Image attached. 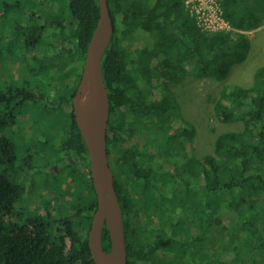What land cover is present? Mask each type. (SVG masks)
<instances>
[{"label": "trees", "instance_id": "trees-1", "mask_svg": "<svg viewBox=\"0 0 264 264\" xmlns=\"http://www.w3.org/2000/svg\"><path fill=\"white\" fill-rule=\"evenodd\" d=\"M108 5L114 33L102 60L110 99L107 147L128 264H263L264 66L256 69L250 87L228 85L214 103L220 123L241 128L218 135L213 151L192 170L176 171L173 159L174 143L189 128L177 119L171 86L190 73L226 79L245 56L248 39L242 33L202 32L184 0H108ZM223 5L225 18L239 31L257 29L264 17V0H223ZM98 20V0H0V47L22 52L24 62L32 56L28 64L37 68L34 76L22 77L30 79L22 87L0 89V129L22 130L38 109L32 149L43 156L18 158L15 145L0 140V264H95L88 234L98 204L71 101ZM138 34L145 36L142 56L126 47ZM48 79L43 89L40 81ZM156 92L165 94L161 105ZM151 129L160 131L151 141L156 148L135 155L133 141L149 138ZM66 168L72 185L62 192L60 208L15 214L28 178L33 187L43 171L56 176ZM197 194L203 201L193 200ZM222 210L228 225L218 223ZM102 245L112 250L106 228Z\"/></svg>", "mask_w": 264, "mask_h": 264}, {"label": "rangeland", "instance_id": "rangeland-1", "mask_svg": "<svg viewBox=\"0 0 264 264\" xmlns=\"http://www.w3.org/2000/svg\"><path fill=\"white\" fill-rule=\"evenodd\" d=\"M241 33L248 39V48L245 51V56L232 66V70L226 79L220 81L214 79H196L190 73L185 75L180 83L171 86L173 98L179 109L178 113L181 116V119H177L189 128L188 131L186 130L181 135L180 141L174 143L173 146V150L177 155L173 158L175 162L174 169L178 172L180 171V173H185L186 170H192L193 167L201 165L204 156L213 151L215 139L222 132L241 128L238 125L220 123L214 114V103L228 85L236 84L250 87L253 83V75L256 69L264 66V17L257 29L241 31ZM144 40L145 36L138 34L135 40L126 47L130 49L129 51L132 55L142 56ZM0 49V89H5L6 86L10 85L20 88L23 86L25 80L30 82L28 77L24 80L22 77L28 76L30 73H32L31 77L36 74H33V66L28 64V59H32V56H29L24 62L20 58L22 52H19L17 55L6 51V48L3 46ZM156 62V67L160 69V60H156ZM40 82L43 89H45V84L51 83L50 79ZM164 95V92H156L157 103L160 105L162 104L161 101ZM26 112L28 113L29 110H26ZM35 112L33 115L34 120H24L22 130H18L12 126H4L0 129V140L6 139L10 144H14L18 158H21L24 154H36L38 158L43 157L39 149H32L34 145L33 136L36 130L33 123L39 118L37 115L39 110L36 109ZM178 120H176V123H178ZM68 124L69 118H65L63 126L66 127ZM156 131L151 129L149 138L139 137L138 141H133L135 155L140 153L142 149L151 151V146L156 148V145H153L154 143L151 144V141L156 140L155 138L159 139L158 135H160V131ZM127 145H130V142ZM152 157L154 155L150 154V158ZM68 171V168L59 172L57 170L58 174L56 176L51 174L46 175L45 171H43L41 176L33 178V182L35 183L33 187L28 185L32 181L31 178H28L22 200L15 207V214L19 215L26 211L31 212L30 210L39 209V213L43 215L48 212L46 208H60L62 192L72 185V179L68 176ZM127 183L129 186L131 182L128 181ZM177 191L179 194L183 192L180 188ZM166 194L171 196L170 190H167ZM192 198L196 202H198L197 199L201 201L204 199L201 194L193 195ZM224 213L225 211L222 210L220 214L222 215V219H218L220 226L227 224ZM216 230L219 231V229ZM222 246L225 247L224 245ZM206 250V253L210 255L212 248L208 246ZM223 258L226 259V256H223ZM189 264H193V262L191 261Z\"/></svg>", "mask_w": 264, "mask_h": 264}, {"label": "water", "instance_id": "water-1", "mask_svg": "<svg viewBox=\"0 0 264 264\" xmlns=\"http://www.w3.org/2000/svg\"><path fill=\"white\" fill-rule=\"evenodd\" d=\"M98 4V24L88 45L82 77L72 98V106L87 148L98 204L88 234L92 258L95 264H128L123 214L108 158L110 99L102 73V60L111 42L114 25L108 0H98ZM105 228L111 241L110 252H106L102 245Z\"/></svg>", "mask_w": 264, "mask_h": 264}, {"label": "built area", "instance_id": "built-area-1", "mask_svg": "<svg viewBox=\"0 0 264 264\" xmlns=\"http://www.w3.org/2000/svg\"><path fill=\"white\" fill-rule=\"evenodd\" d=\"M183 7L204 33H241L225 18L223 0H184Z\"/></svg>", "mask_w": 264, "mask_h": 264}, {"label": "flooded vegetation", "instance_id": "flooded-vegetation-1", "mask_svg": "<svg viewBox=\"0 0 264 264\" xmlns=\"http://www.w3.org/2000/svg\"><path fill=\"white\" fill-rule=\"evenodd\" d=\"M32 69H37L36 67H32ZM40 94H42V93H40ZM40 94H38V95H40ZM20 97H22L23 99H26V97H27V95L25 96V95H20ZM28 97H29V95H28ZM41 98H44L43 96H40ZM71 103H72V101H71Z\"/></svg>", "mask_w": 264, "mask_h": 264}]
</instances>
